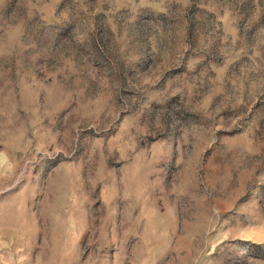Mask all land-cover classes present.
<instances>
[{"label": "rangeland", "instance_id": "1", "mask_svg": "<svg viewBox=\"0 0 264 264\" xmlns=\"http://www.w3.org/2000/svg\"><path fill=\"white\" fill-rule=\"evenodd\" d=\"M0 264H264V0H0Z\"/></svg>", "mask_w": 264, "mask_h": 264}]
</instances>
